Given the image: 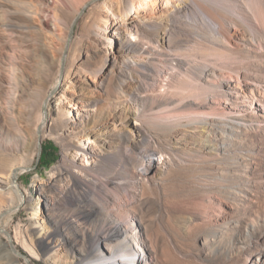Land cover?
<instances>
[{"label": "rangeland", "instance_id": "1", "mask_svg": "<svg viewBox=\"0 0 264 264\" xmlns=\"http://www.w3.org/2000/svg\"><path fill=\"white\" fill-rule=\"evenodd\" d=\"M5 1H0V8L16 9L9 0ZM104 1L89 0L69 29L62 26L56 30L58 35L67 31L69 37L72 35L64 53L61 51L63 43L53 44L57 34L43 30L38 16L20 13L18 23L10 31L15 36H6L10 41L6 45L8 52L18 54L21 47L26 48L25 73L34 86L41 89L53 90L62 63L61 79L68 69H73L69 84L75 96L89 100L115 97L120 87L125 91L127 97L117 107L99 111L106 123L118 125L101 135L105 140L104 150L110 157L105 162V172L116 173L126 168L131 171L140 165L135 155L136 147L122 138L120 129L123 126L114 118L117 111L124 110L133 120L135 106L140 105L142 120L154 132L159 131L156 125L162 118H179L192 123L189 128L178 126L174 132L167 133L166 142L175 151L169 155L174 165L159 179L158 186L146 184L140 190V197H126L127 204L140 215L136 222L140 225L134 228L150 247V254L158 258V264H264V9L261 5L256 7L262 41H246V45L243 41L176 43L174 47L183 64L153 60L148 67V60L141 57L138 59L145 67L115 64L111 70L124 74L121 78L127 81L124 82L116 73L97 77L105 66L109 50L106 48H110L93 34L95 24H105L108 14L101 8ZM170 8L165 4L160 5L157 12L150 9L141 10L139 14L144 17L149 12L153 20L165 26ZM49 20L50 24L54 23L52 17ZM236 30L233 28L231 33L235 34ZM71 42L75 43L74 47H70ZM161 43L166 47L170 45L168 40ZM12 55H5L3 67L14 61ZM46 68L54 70L48 81L43 77ZM203 71L211 76L202 78ZM130 73L134 79L127 76ZM148 73L158 77L153 84L146 77ZM101 78H105L104 83ZM1 89L0 106L5 98V91ZM44 107L47 110L49 104ZM229 119L242 124L238 137L210 145L206 133L215 131L211 123L221 126ZM205 120L210 122L209 126L204 124ZM9 128L8 120L1 114L0 145L18 142V135ZM28 130L31 135L36 132L34 127ZM204 144L214 149L205 150ZM39 152L40 146L29 170L19 182L14 180L30 194L36 192L35 180L46 182L63 158L60 144L52 137L43 141L40 160ZM48 152L55 157L49 170L41 168L42 158ZM30 220V212L19 208L7 231L14 239L17 224L26 225ZM4 240L9 241L7 236ZM13 250L19 259L16 264L51 263L42 258L34 259L33 263L25 251L22 253L27 259ZM70 256L76 260L81 257L79 253Z\"/></svg>", "mask_w": 264, "mask_h": 264}, {"label": "bare ground", "instance_id": "2", "mask_svg": "<svg viewBox=\"0 0 264 264\" xmlns=\"http://www.w3.org/2000/svg\"><path fill=\"white\" fill-rule=\"evenodd\" d=\"M88 1L9 0L15 10L0 8V87L5 91L0 115L6 117L9 129L19 137L16 144L8 141L0 145V227L7 231L19 208L30 212L31 220L26 225L17 224L12 244L15 250L25 251L33 263L34 259L42 258L51 261L50 264H158V258L150 254V247L134 228V225L137 228L140 225L136 223L140 215L127 204L126 197L136 199L146 184L159 183L174 165L169 155L175 151L166 142L167 133L174 132L178 126L189 128L192 123L179 118H162L156 125L159 131L154 132L142 120L140 105L135 106L133 120L124 110L117 111L114 118L121 121L122 138L136 147L135 155L140 165L131 171L126 168L116 173L105 172V162L110 157L104 150L105 140L101 135L118 125L106 123L99 111L117 107L127 97L125 91L120 87L121 91L115 97L99 99L85 100L75 96L69 84L73 69H68L61 79L62 63L53 90L41 89L34 86L25 73L26 48L21 47V52L13 55L7 50L10 41L6 36H15L10 31L18 23L20 13L38 16L42 29L56 35V30L62 26L70 28ZM165 4L171 6L168 25L153 20L149 12L144 17L139 14L141 10L157 12L158 7ZM258 5L264 9V0H106L101 6L108 14L105 24H95L93 34L110 48H106L109 50L106 51L105 66L97 77L115 74L111 67L119 63L123 67H145L138 59L140 57L148 60V67L153 60L183 64L176 53V43L243 41L246 45V41H262ZM51 17L53 24L48 21ZM235 27L237 30L232 34ZM68 34V31L57 34L53 41L54 45L63 43L62 53L67 51L68 41L73 39ZM165 40L170 41L168 47L161 43ZM73 44L71 42L70 47H74ZM6 54L12 55L14 61L3 67ZM53 71L44 69V79L50 80ZM116 74L120 76L119 80L124 76ZM151 74L146 77L153 84L158 77ZM127 76L134 79L131 73ZM208 76L211 75L206 71L201 74L204 79ZM104 79H100L102 83ZM46 103L49 107L44 110ZM204 122L210 125L208 120ZM211 125L215 131L206 133V141L214 146L218 140L238 137L242 124L229 119L221 126L218 123ZM99 126L101 128L96 129ZM29 127L35 128L34 135L29 133ZM47 137L58 141L63 158L46 182L35 180L36 192L30 194L14 180L19 182L29 170L38 147ZM207 145H203L205 150L214 149ZM5 231L0 230V264H16L19 259L10 241L4 240L5 236L8 238ZM73 253H79L81 257L72 259Z\"/></svg>", "mask_w": 264, "mask_h": 264}, {"label": "trees", "instance_id": "3", "mask_svg": "<svg viewBox=\"0 0 264 264\" xmlns=\"http://www.w3.org/2000/svg\"><path fill=\"white\" fill-rule=\"evenodd\" d=\"M52 152V151H51ZM45 153V158H42V167L41 168H45L47 170H49L53 164H54V161H53V158L55 159L54 155H52L53 153Z\"/></svg>", "mask_w": 264, "mask_h": 264}, {"label": "water", "instance_id": "4", "mask_svg": "<svg viewBox=\"0 0 264 264\" xmlns=\"http://www.w3.org/2000/svg\"><path fill=\"white\" fill-rule=\"evenodd\" d=\"M74 29H75V27H73V31H74ZM72 34H73V33H72ZM71 36H72V35H71ZM71 38H72V37H71ZM42 153H43V143L40 144V152H39V159H38V160H40ZM0 230H1V231H5L2 227H0ZM5 232H6V234L8 235V238H9L10 243L12 244V243H13L12 235H11L9 232H7V231H5ZM12 247H13V244H12ZM13 249H14V247H13ZM15 251H16L19 255H21L22 257H24L25 259H27V257L25 256L24 253H22V252H20V251H18V250H15Z\"/></svg>", "mask_w": 264, "mask_h": 264}]
</instances>
